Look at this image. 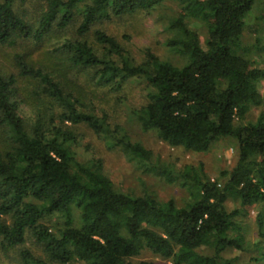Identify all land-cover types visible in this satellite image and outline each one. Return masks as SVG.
<instances>
[{
    "label": "trees",
    "instance_id": "trees-1",
    "mask_svg": "<svg viewBox=\"0 0 264 264\" xmlns=\"http://www.w3.org/2000/svg\"><path fill=\"white\" fill-rule=\"evenodd\" d=\"M165 1L182 11L169 22L166 41L180 65L149 50L137 61L96 29L113 18L155 11ZM30 3L40 9L31 11ZM258 3L257 20L264 25V0H0V46L39 43L75 25L53 52L70 69L86 72L89 83L112 92L131 81L144 83L146 102L132 112L142 131L197 154L219 140L237 144L236 164L220 173L222 182L207 178L201 165L174 169L112 126L64 75L35 68L17 54V76L33 80L38 103L34 117L24 120L17 77L0 74V262L20 248L21 264H153L132 262L142 251L173 264H236L223 254L246 248L238 217L240 209L244 215L253 207L264 240V112L245 122L250 107L264 103L258 90L264 70L242 48L244 33L257 27L247 23ZM192 20L206 30L204 42ZM79 125L138 168L182 187L188 199L179 206L146 191L117 190L100 160L78 156L72 128ZM229 201L240 208L228 210Z\"/></svg>",
    "mask_w": 264,
    "mask_h": 264
},
{
    "label": "rangeland",
    "instance_id": "rangeland-1",
    "mask_svg": "<svg viewBox=\"0 0 264 264\" xmlns=\"http://www.w3.org/2000/svg\"><path fill=\"white\" fill-rule=\"evenodd\" d=\"M258 2V1H257ZM34 3H30L29 9L39 10ZM28 7V6H27ZM260 12L259 3L248 15L249 25H257L254 30L244 33L242 48L252 61V65L264 70V25L257 20ZM181 7L169 1H165L155 11L136 13L121 19H111L100 23L96 29H100L113 36L137 61L143 60L144 53L149 50L155 56L168 61L174 65L181 64V58L166 47V41L171 37L167 28L169 22L177 17ZM191 27L199 34L201 42L206 38V30L196 21H191ZM76 27L72 25L63 33L53 32L42 42H27L17 47L0 46V74L17 77V86L24 102L20 105V115L24 120L34 117V107L38 101L33 95L35 85L33 80L19 78L14 63L15 55L25 56L26 61L35 68L53 70L56 76L64 75L71 89L79 95L92 99L98 108L108 115L112 126H119L133 142H138L150 150L155 160H161L178 169L184 165L197 167L201 165L204 173L210 180L224 181L220 173L230 171L237 161V144L230 139L219 140L205 154H197L183 148L171 147L160 141L154 131L144 132L140 129L133 118V110L139 108L146 102L147 89L140 81H131L122 90L112 92L109 87L97 86L89 83L88 74L84 71L70 69L63 56H57L53 52L55 47L63 42L65 38L73 35ZM259 92L264 96V79L258 84ZM264 112V103L261 106H251L246 114L245 122H254L259 114ZM72 130L79 137L76 152L82 160L97 159L103 166L105 175L112 181L115 188L120 192L139 196L148 192L162 201L173 199L181 206L188 199L187 192L177 184H168L160 177L144 171L137 165L130 163L123 153L117 148L108 147L101 139L88 129L85 125L73 126ZM3 137L0 138V146ZM3 148V147H1ZM228 210L239 209V204L227 202ZM257 208L245 210L240 209L242 214L238 217V223L242 227L245 236V249H229L223 255L227 259H235L236 264H264V240L259 237L257 230ZM35 255L42 256L41 249L26 244ZM20 248L11 249L0 264H21L19 259ZM1 256L2 252L0 253ZM148 261L153 264H173L153 255L149 251L132 259L133 263Z\"/></svg>",
    "mask_w": 264,
    "mask_h": 264
}]
</instances>
